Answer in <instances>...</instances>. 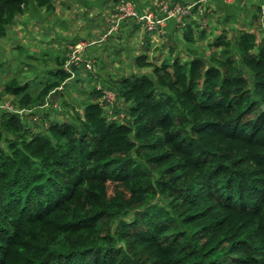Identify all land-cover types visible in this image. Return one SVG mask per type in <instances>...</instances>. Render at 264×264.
Listing matches in <instances>:
<instances>
[{"label":"trees","instance_id":"16d2710c","mask_svg":"<svg viewBox=\"0 0 264 264\" xmlns=\"http://www.w3.org/2000/svg\"><path fill=\"white\" fill-rule=\"evenodd\" d=\"M255 1L256 28H222L210 52L188 46L184 59L173 45L160 63L136 56L133 66L149 72L108 78L109 106L94 87L82 103L61 101L68 119L46 121V97L71 77L65 55L50 58L46 80L4 82L0 100L38 109L41 129L0 111V264H264V29ZM211 2L186 16L181 44L207 38ZM30 3L56 9L55 0H0V36ZM235 17L225 16L227 27ZM112 108L121 120L108 116Z\"/></svg>","mask_w":264,"mask_h":264},{"label":"rangeland","instance_id":"374dc122","mask_svg":"<svg viewBox=\"0 0 264 264\" xmlns=\"http://www.w3.org/2000/svg\"><path fill=\"white\" fill-rule=\"evenodd\" d=\"M246 1L249 2L251 0ZM257 1L259 3L263 2L262 0ZM91 2L93 3L84 2V0H55L56 9L49 13L45 11V8L40 9L30 3L26 13L16 17L14 23L9 26L7 35L0 36V91L3 90L4 82L15 76L29 82H33L35 78L42 81L46 80L49 77L48 71L56 65L54 60L50 59L51 57L65 55L68 59L71 56V40L78 36L90 37V34L92 32L96 33L95 31L99 28L102 29V35L99 37L96 33L97 36H95L96 39L94 38V40L99 41L95 42V48L92 53L99 55L97 63L95 65L91 64L92 68L90 69L86 68L85 71H79L78 75L76 69H71L73 73L66 81L67 83L62 85L60 91L46 97L45 102L49 105L45 107V111L50 113L46 121L51 119L63 120L70 117L72 114L69 111L71 107L62 106L61 101L63 99L75 100L77 105L90 97L89 93L94 87L105 89L107 85L104 86V84L106 82L109 83V79L112 77L117 78L122 74H130L131 71L148 73V68L140 69L133 66L136 56L146 53L151 60L157 63L168 57V45L165 44L167 41L163 39L162 33H159L160 39L157 38L158 32H156L157 34L153 33L157 37H151L145 35L147 32L139 26V31L133 30L132 34H125L121 31L115 35L117 33L116 30L111 32V27L115 24L113 19H115L116 3L114 0H91ZM84 4L87 5L83 6ZM252 10L254 8L246 10L248 24L242 25L241 23L240 25V21L236 20L237 27L256 28L254 24L252 26V16H248ZM213 18L210 21L213 26L211 35L215 31L217 33L223 26L222 22H220L221 20H217V15H214ZM236 24H232V26H236ZM261 27L264 29V20L262 19ZM103 29H105L104 33ZM226 32L228 31L226 30ZM257 33H260V28ZM208 40H200L197 44H193V47L210 52L207 45ZM182 46V44L178 46V49ZM185 54L182 53V57ZM44 55L46 56L44 57ZM29 56H36V59H31ZM46 58L50 60L48 61ZM12 100L13 96L6 94L0 101L12 102ZM51 104L53 105L51 106ZM115 107L121 110L124 105L121 101H118ZM78 108L82 112V107L79 106ZM37 110H34L33 115L25 114L24 116L25 121L32 124L34 130L41 129L39 128V122H34L39 118V115L35 116ZM107 114L111 119L118 120H121L124 116L123 111L117 113L113 108L107 110Z\"/></svg>","mask_w":264,"mask_h":264},{"label":"built area","instance_id":"2783aa9c","mask_svg":"<svg viewBox=\"0 0 264 264\" xmlns=\"http://www.w3.org/2000/svg\"><path fill=\"white\" fill-rule=\"evenodd\" d=\"M209 0H197L189 3L171 2L168 0H155L150 7L140 8L133 0H119L115 6V24L111 27V32L117 30L120 23L124 20H133L139 23L142 28L149 33H164L165 26L168 24L169 19L175 20L178 26L182 27L185 24V18L193 13L194 6L199 2H208ZM227 3H232L234 0H225ZM261 3V19L264 20V0ZM201 10L200 12H202ZM110 32V33H111ZM94 42H77L71 44V56L66 60L64 68L66 71L73 73L72 66L77 68L85 65L86 68H92V60H89L84 55L87 47ZM92 64V65H91ZM116 93L112 88L106 87L103 90V98L109 104L115 101ZM46 104V106H45ZM49 104L45 102L41 108L47 107ZM17 112L20 115L30 114L33 115L34 109L18 108L10 101L0 102V111ZM38 114L36 113L35 116Z\"/></svg>","mask_w":264,"mask_h":264},{"label":"crops","instance_id":"0c3cea01","mask_svg":"<svg viewBox=\"0 0 264 264\" xmlns=\"http://www.w3.org/2000/svg\"><path fill=\"white\" fill-rule=\"evenodd\" d=\"M104 1V0H103ZM135 1L136 4H138V6L140 8H147V7H150V5H152V3L154 2V0H133ZM182 1H185L184 3H189V2H193L194 0H182ZM181 1V2H182ZM209 1H212L211 2V12H213L211 15L209 16H206L202 21H201V27L205 26L206 28H208V34H207V38L203 39V40H208L212 35H211V32L212 31V24L210 23L211 20H213V16L214 15H217V20H221L220 22H222V25L220 30L223 28V29H229L231 30V27H237L238 24H236V20L237 21H240V25L242 23L247 25L248 22H247V15H246V10L248 8H251L254 10L256 9V6L254 5V3L256 2L255 0H251L249 2H247L245 0H234L232 3H227L225 0H209ZM236 1V2H235ZM205 4V2H204ZM87 4H84L83 6H86ZM246 6H249V7H246ZM252 10L251 12H249L248 16L250 17V15L252 16L253 14V11ZM228 14H235L236 17L234 19H232V21L230 22L231 25H230V28L226 26V24L224 23L225 22V16L228 15ZM220 17V18H219ZM235 21V23H234ZM98 23V22H96ZM232 24H236V26H232ZM139 26H141L139 23L133 21V20H124L120 23L119 27L117 28V34H119L121 31L122 33H133L134 31H139ZM142 27V26H141ZM140 27V28H141ZM102 28V27H101ZM106 29V28H105ZM105 29H103V33L105 31ZM119 29V31H118ZM138 29V30H137ZM143 29V28H142ZM101 30L102 29H97L95 32L99 35V37L102 35L101 34ZM134 30V31H133ZM144 30V29H143ZM165 32L162 33V37H164L163 39H165L167 42H165L167 46V51H169L170 47L173 46V45H177V48L176 50L174 51V54H172V56H175L177 54H182V53H186L183 58L186 59L188 56V52H187V48L188 46H193L192 44H185L183 45L181 48V50L178 49V46L181 45V43L179 42V40L182 39L183 37V31H182V28L180 26H178V24L175 22V20L173 19H169L168 20V24L167 26H165L164 28ZM100 34H99V32ZM182 31V33H181ZM216 32V31H215ZM92 32L90 34V37L88 36H78V37H75L73 38L71 41H72V44L73 43H76V42H82V41H86V42H94L92 45H90L89 47H87V52H88V55H92L93 56V49L95 48V42L99 41V40H94L95 36H97V34ZM154 34H157V33H154ZM153 33H149L147 32L145 35H148V36H156L154 35ZM182 35V36H181ZM93 37V38H92ZM111 37V36H110ZM115 37V36H113ZM157 37V36H156ZM158 39H160V36H159V33H158ZM96 39V38H95ZM101 40H103V38H101ZM198 43V41H197ZM196 43V44H197ZM99 46V45H98ZM186 46V47H185ZM179 52V53H178ZM176 53V54H175ZM95 55V54H94ZM182 56V55H181ZM95 57H98L99 58V55H95Z\"/></svg>","mask_w":264,"mask_h":264},{"label":"water","instance_id":"95a60500","mask_svg":"<svg viewBox=\"0 0 264 264\" xmlns=\"http://www.w3.org/2000/svg\"><path fill=\"white\" fill-rule=\"evenodd\" d=\"M263 109H264V105H262Z\"/></svg>","mask_w":264,"mask_h":264}]
</instances>
